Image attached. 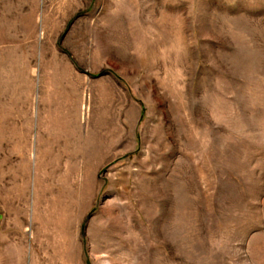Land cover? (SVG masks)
Here are the masks:
<instances>
[{
	"label": "rangeland",
	"instance_id": "obj_1",
	"mask_svg": "<svg viewBox=\"0 0 264 264\" xmlns=\"http://www.w3.org/2000/svg\"><path fill=\"white\" fill-rule=\"evenodd\" d=\"M0 264H264V0H0Z\"/></svg>",
	"mask_w": 264,
	"mask_h": 264
}]
</instances>
